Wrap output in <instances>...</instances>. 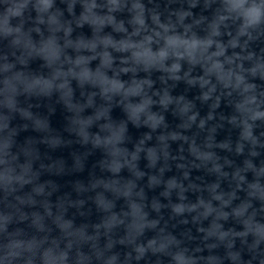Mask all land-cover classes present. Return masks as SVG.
<instances>
[{
  "label": "clouds",
  "instance_id": "1",
  "mask_svg": "<svg viewBox=\"0 0 264 264\" xmlns=\"http://www.w3.org/2000/svg\"><path fill=\"white\" fill-rule=\"evenodd\" d=\"M0 264H264V0H0Z\"/></svg>",
  "mask_w": 264,
  "mask_h": 264
}]
</instances>
